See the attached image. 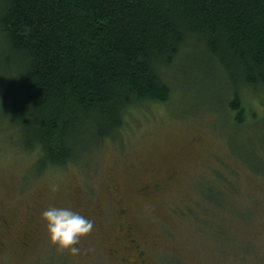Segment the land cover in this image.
I'll return each instance as SVG.
<instances>
[{"label": "rangeland", "instance_id": "obj_1", "mask_svg": "<svg viewBox=\"0 0 264 264\" xmlns=\"http://www.w3.org/2000/svg\"><path fill=\"white\" fill-rule=\"evenodd\" d=\"M208 58L186 47L164 72L167 99L131 108L114 138L83 136L76 161L42 168L0 53V264H264V86L241 88L238 122L234 84ZM51 204L94 221L79 253L50 242L40 214Z\"/></svg>", "mask_w": 264, "mask_h": 264}, {"label": "trees", "instance_id": "obj_2", "mask_svg": "<svg viewBox=\"0 0 264 264\" xmlns=\"http://www.w3.org/2000/svg\"><path fill=\"white\" fill-rule=\"evenodd\" d=\"M0 37L15 123L42 168L76 161L83 136L114 138L131 108L167 99L164 72L193 44L233 82L238 122L241 88L264 86V0H0Z\"/></svg>", "mask_w": 264, "mask_h": 264}, {"label": "clouds", "instance_id": "obj_3", "mask_svg": "<svg viewBox=\"0 0 264 264\" xmlns=\"http://www.w3.org/2000/svg\"><path fill=\"white\" fill-rule=\"evenodd\" d=\"M51 243L72 254L80 252L79 242L93 228L94 221L70 206L51 204L41 211Z\"/></svg>", "mask_w": 264, "mask_h": 264}, {"label": "flooded vegetation", "instance_id": "obj_4", "mask_svg": "<svg viewBox=\"0 0 264 264\" xmlns=\"http://www.w3.org/2000/svg\"><path fill=\"white\" fill-rule=\"evenodd\" d=\"M150 189H151V186H149V184H146L141 187L142 192L150 191Z\"/></svg>", "mask_w": 264, "mask_h": 264}]
</instances>
